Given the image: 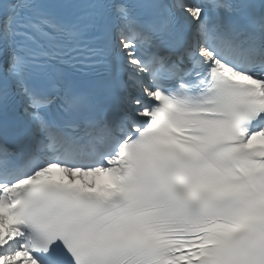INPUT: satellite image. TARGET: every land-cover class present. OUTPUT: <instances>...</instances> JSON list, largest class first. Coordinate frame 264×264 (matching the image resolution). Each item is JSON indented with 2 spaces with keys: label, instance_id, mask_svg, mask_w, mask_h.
<instances>
[{
  "label": "snow or ice",
  "instance_id": "snow-or-ice-1",
  "mask_svg": "<svg viewBox=\"0 0 264 264\" xmlns=\"http://www.w3.org/2000/svg\"><path fill=\"white\" fill-rule=\"evenodd\" d=\"M0 264H264V0H0Z\"/></svg>",
  "mask_w": 264,
  "mask_h": 264
}]
</instances>
